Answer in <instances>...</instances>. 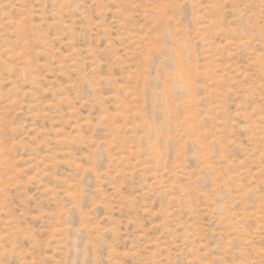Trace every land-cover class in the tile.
<instances>
[{
	"label": "rangeland",
	"instance_id": "374dc122",
	"mask_svg": "<svg viewBox=\"0 0 264 264\" xmlns=\"http://www.w3.org/2000/svg\"><path fill=\"white\" fill-rule=\"evenodd\" d=\"M0 264H264V0H0Z\"/></svg>",
	"mask_w": 264,
	"mask_h": 264
},
{
	"label": "bare ground",
	"instance_id": "6f19581e",
	"mask_svg": "<svg viewBox=\"0 0 264 264\" xmlns=\"http://www.w3.org/2000/svg\"><path fill=\"white\" fill-rule=\"evenodd\" d=\"M179 82H180V81H179ZM179 82H178V83H179ZM182 83H183V82H182ZM177 85H178V84H177ZM180 85H182V84L180 83ZM180 85H179V86H180Z\"/></svg>",
	"mask_w": 264,
	"mask_h": 264
}]
</instances>
